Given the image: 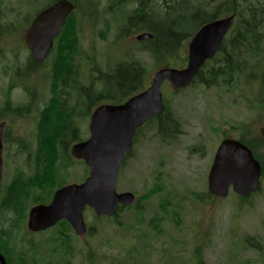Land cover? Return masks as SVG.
<instances>
[{
	"label": "rangeland",
	"instance_id": "rangeland-1",
	"mask_svg": "<svg viewBox=\"0 0 264 264\" xmlns=\"http://www.w3.org/2000/svg\"><path fill=\"white\" fill-rule=\"evenodd\" d=\"M50 1L0 0V124L9 138H19L16 145L7 150L3 145L0 186L8 185L18 171H27L26 156L16 157L14 152L25 144L34 150L40 105H31L27 118H14L5 108L8 97L4 94L14 74L15 86L9 95V104L29 103L23 89L32 87L30 81L35 88L36 101L40 97V93L35 95L36 89L42 75L51 70L54 58L45 64H36L32 74H24L26 68L23 65L28 53L23 35L28 26H25L26 21L29 24ZM219 1L224 0H191V5L203 7L208 4L211 8ZM88 2H92L97 10L111 5L109 0ZM78 4L80 7V1ZM160 4L161 0H150L148 7ZM81 6L87 11V2L81 1ZM182 8L183 11L179 7L181 11L168 14L166 20L191 15L184 6ZM132 9L135 7L130 4L118 9L108 7L107 15H100L99 19L96 15L79 14L76 26L81 47L78 49L82 54L88 49L96 63L95 67L86 68L83 62H78L81 64L79 71H88L95 76L99 70L104 71L107 62L138 61L146 68L149 86L157 70L166 67L167 62L154 61L148 54L140 52V42L134 37L143 32L120 36L119 27L123 26ZM193 25L188 24L186 31L192 32ZM188 41L182 44L183 67ZM58 48V58H65L64 54L72 52V47L64 43ZM239 89L244 90L243 83ZM161 93L180 120V134L171 142H161L154 136L155 123L143 128L116 182V192L134 194L138 208L123 210L116 223L111 218H96L91 210L84 212L88 233L73 241L75 254L71 264H264V175L259 192L244 201L232 193L223 199H212L207 194V175L222 139L243 137L250 142L254 138L255 155L264 162V143L261 142L264 110L248 107L240 93L225 94L215 88L194 86L183 93L172 94L164 83ZM81 122L82 139H87L89 117ZM70 158L72 165L65 171L64 185L82 183L88 177V170L83 162L76 161L71 155ZM11 217H2V228L6 232L12 229L9 227ZM55 232L53 228L45 234H30L26 218L18 230L12 229L10 235L15 251L24 255L27 262L34 259V264H62L61 259L50 257L47 251L51 249L49 240Z\"/></svg>",
	"mask_w": 264,
	"mask_h": 264
},
{
	"label": "trees",
	"instance_id": "trees-1",
	"mask_svg": "<svg viewBox=\"0 0 264 264\" xmlns=\"http://www.w3.org/2000/svg\"><path fill=\"white\" fill-rule=\"evenodd\" d=\"M56 1L52 0L50 4ZM68 1L74 4V10L66 20L59 36L54 40L51 56L54 60L51 62V70L42 75V81L38 86L42 88L40 100L36 101L35 88L30 81L32 87L23 89L27 92L25 94L29 98V103L27 105L9 104V95L15 86L14 74L4 94L8 97L5 108L14 118H27L30 115L29 107L35 103L37 106L40 105L36 116L34 150L25 144V147H21L13 154L16 157L26 156L27 171L25 173L18 171L19 174L13 176L9 184H6L7 186H0V250L2 249L6 254L8 252L12 258L20 257L21 262H15L16 264H34L35 262L34 259L27 262L24 255L15 251L14 241L10 235L12 229H19L31 207L48 204L54 192L64 186L65 171L72 165L69 148L73 143L83 140L80 131L82 119L89 117L98 105L122 104L148 86L146 68L138 61L107 62L104 71L99 70L95 76L86 72L84 77L89 80L87 88H84L81 83L83 79L77 76L73 81L74 87L70 86L68 55L64 54L65 58L59 56L61 59L59 61L60 48L58 47L62 43L72 47V51H77L78 47H81L76 26L79 14L96 15L99 19L100 15L103 17L107 15L108 7L118 9L130 4L135 9L131 10L123 26L119 27L120 36L124 37L135 31L151 34L150 40L139 43L140 52L148 54L154 61L167 62L166 66L172 68H182L185 63V58L182 56V44L185 40H189L203 25L222 18L223 15L234 14L233 26L218 53L198 72L189 88L202 86L205 89H218L225 94L240 93V97L245 100L248 107L259 111L264 110V0H224L217 2L211 8L208 4L203 7L192 6L191 0H161L162 4L154 8L148 7L150 0H109L111 5L100 10L94 9L89 0ZM81 1L87 2V11L82 8ZM182 6L191 15H178L176 20H166L168 14L181 11L179 7L183 11ZM195 21L198 24H195ZM190 23L194 24V28L189 33L186 28ZM76 56L78 62H83L81 51H77ZM35 65L29 56L23 65L26 68L24 74H32ZM91 65L95 67L96 63L91 62ZM240 83H243L246 91L239 89ZM163 103V113L138 129L134 141L143 128L151 123H155L154 136L161 142H171L177 138L181 132L180 120L171 111L166 98L163 99ZM18 139L9 138L6 132L2 140L5 150L16 145ZM240 141L245 144L243 137H240ZM128 156L129 154L126 157ZM240 200L245 199L240 198ZM137 203L133 205L135 207H119L117 214L111 219L116 223L119 213L123 210L138 208ZM86 211L90 210L86 209ZM7 215L12 216L9 220V227L12 229L6 232L2 228V217ZM54 230H56L55 235L49 240L51 249L47 250L49 256L58 257L62 260V264H71L75 254L73 241L79 239L74 236L65 221L56 225Z\"/></svg>",
	"mask_w": 264,
	"mask_h": 264
},
{
	"label": "water",
	"instance_id": "water-1",
	"mask_svg": "<svg viewBox=\"0 0 264 264\" xmlns=\"http://www.w3.org/2000/svg\"><path fill=\"white\" fill-rule=\"evenodd\" d=\"M70 1L59 0L40 12L31 22L24 36L26 49L33 61L41 64L50 54L53 41L73 11ZM234 15L212 21L202 26L192 37L187 48V65L182 69L158 70L150 86L120 105H101L90 116L89 138L70 148V155L83 161L89 175L81 184L64 186L53 194L48 205L30 209L27 230L30 233L44 232L66 221L74 235L82 238L87 233L83 213L86 208L98 218H112L118 207L131 206L132 193H117L116 182L125 155L132 147L135 132L164 111L161 87L170 84L175 92L185 89L206 61L214 58L230 30ZM150 34H141L135 39L146 41ZM264 136V133H263ZM3 125L0 124V173ZM261 167L251 151L234 139H225L218 146L207 177L208 192L223 199L232 192L247 197L259 189ZM0 264H6L0 255Z\"/></svg>",
	"mask_w": 264,
	"mask_h": 264
},
{
	"label": "flooded vegetation",
	"instance_id": "flooded-vegetation-1",
	"mask_svg": "<svg viewBox=\"0 0 264 264\" xmlns=\"http://www.w3.org/2000/svg\"><path fill=\"white\" fill-rule=\"evenodd\" d=\"M52 1V0H51ZM41 12V11H40ZM40 12H38V13H36L35 15H34V17L30 20V22H29V24H28V21H26V24H25V26L26 25H28L27 26V28L25 29V31H24V26L23 27H21L22 28V30L24 31V35H23V42H24V36H25V33H26V31H27V29L29 28V26H30V24H31V22L35 19V17L40 13ZM15 29L16 28H14L13 29V31H15ZM134 33V32H133ZM132 33V34H133ZM128 35V34H127ZM130 35V34H129ZM134 39H135V37H134ZM24 46H25V43H24ZM25 49H26V46H25ZM52 50H53V48H52ZM77 51H80L79 49L77 50ZM77 51H72V52H69V53H67V55H68V67H69V69H68V81H69V83H70V86L71 87H74V85H73V81H74V79H75V77L77 76V77H79V78H82L83 79V82H81V83H83V87L85 88H87V85H86V82L88 81L84 76L86 75V73H85V71H79V65H81V64H79L78 63V57L76 56V52ZM88 49L86 50H84V54H83V63L82 64H84L85 66H86V68H87V66H91V62H95V59L93 58H91L90 56H89V54H88ZM26 52L28 53V57L30 56L31 57V59H32V55H31V53L26 49ZM85 53H87L86 54V57H85ZM51 56H52V51H51V53L49 54V56L47 57V59L44 61V62H42V64H45L46 62H48L49 60H51ZM32 61H33V59H32ZM74 61H76V62H74ZM34 63V62H33ZM34 64H36V63H34ZM41 64V65H42ZM74 89V88H73ZM40 93V98H41V95H42V88H38V89H36V93H35V95H38ZM72 95H74V93L72 94ZM38 100H40V99H38ZM80 126V125H79ZM5 134H6V130H5V128H4V136H5ZM4 136H3V138H4ZM261 137H262V135H261ZM263 141V143H264V139H263V137H262V139H261V142ZM254 144H256V141L254 140V138L250 141V142H247V141H245V144L244 145H246L247 146V148L248 149H250L251 150V152L253 153L254 152V150H253V146H254ZM254 154H255V152H254ZM255 159H257L258 160V162H259V164H260V166H261V176H260V179L262 178V176L264 175V162H262V161H260L258 158H255ZM65 186V185H64ZM210 198V197H209ZM36 234V233H35ZM24 247V246H23ZM0 255L4 258V260H5V262H6V264H16V263H19V262H21V260H20V257H18V256H15L14 258H12V256L11 255H9V253L7 252V254L6 253H4V251L1 249L0 250ZM16 262V263H15Z\"/></svg>",
	"mask_w": 264,
	"mask_h": 264
},
{
	"label": "bare ground",
	"instance_id": "bare-ground-1",
	"mask_svg": "<svg viewBox=\"0 0 264 264\" xmlns=\"http://www.w3.org/2000/svg\"><path fill=\"white\" fill-rule=\"evenodd\" d=\"M130 30V29H129Z\"/></svg>",
	"mask_w": 264,
	"mask_h": 264
}]
</instances>
